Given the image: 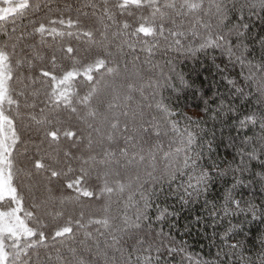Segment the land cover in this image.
Here are the masks:
<instances>
[{"label":"snow or ice","instance_id":"obj_1","mask_svg":"<svg viewBox=\"0 0 264 264\" xmlns=\"http://www.w3.org/2000/svg\"><path fill=\"white\" fill-rule=\"evenodd\" d=\"M44 7L55 19H36L41 6L29 0H0V23L6 26L0 29V264H152L151 255L133 260V246L125 239L141 229L149 196L140 193L143 209L137 208L134 218L126 212L110 214L112 204L120 205L125 194L123 207L132 204L131 193L141 182V173L152 177L156 170L154 153L135 142V131L126 123L127 135L122 142L116 140L120 132L116 110L132 98L135 87V73L126 56L138 48L144 50L142 36L164 35L166 25L168 37L179 46L186 35L177 27L183 19L195 21L191 34L200 37L198 50L219 48L245 65L247 48L242 37L248 25L228 26L227 0H76L63 8ZM244 7L264 10V0H243ZM30 12L32 17L27 16ZM26 18L31 29H18L17 20ZM233 36L238 43L231 42ZM45 37L59 42L48 43L42 50ZM247 66L248 78L256 81L264 95V63L247 62ZM179 79L184 86L183 77ZM157 108L171 115L163 102ZM257 119L264 116L246 115L241 126ZM171 129L181 145L176 155L183 156L173 168L167 161L174 156L165 154L163 172L173 181L178 175L186 177L185 196L206 191L212 173L199 163L202 152L196 150L197 134L180 131L176 123ZM140 131L149 134L143 126ZM33 135L38 142L29 146L24 140L31 141ZM260 139L264 148V136ZM262 155L256 148L242 152L235 171H246L247 160ZM159 182L155 179L153 187ZM92 203L104 206L100 218H86L84 206ZM220 211L222 217L246 213L253 219L258 213L252 203L242 207L231 192ZM90 225L97 227L93 231ZM235 228L224 234L225 257H239V245L227 243ZM49 238L54 241L51 245L45 243ZM133 239L137 251L151 252V244L144 249V239ZM41 248L47 249L43 255ZM259 261L264 264V255Z\"/></svg>","mask_w":264,"mask_h":264},{"label":"trees","instance_id":"obj_2","mask_svg":"<svg viewBox=\"0 0 264 264\" xmlns=\"http://www.w3.org/2000/svg\"><path fill=\"white\" fill-rule=\"evenodd\" d=\"M29 2L41 6V10L35 13V18L46 22L47 19H55V15L44 7L45 4L53 9L57 6L63 8L65 4H74L76 0ZM242 3L243 0H227L228 26L248 25L242 37V43L247 48L245 65L237 61L235 56L229 58L219 48L198 50L200 37L191 34L195 21L183 19L178 22L177 27L186 35L179 46L168 37L166 25L162 36L153 38L143 37L141 34L144 50L138 48L136 52H130L126 56L135 73L132 78L135 87L132 89V98L116 110L120 128L116 140L122 142V137L127 135L123 132L126 123L130 130L135 131V142L143 144L145 152L151 150L156 157L153 176L141 173V182L134 186L135 191L131 193L132 204L127 208L123 207L125 194L120 205L113 203L110 208L113 216L126 212L129 217L134 218L137 208L143 209L140 193L143 192L150 198L147 218L141 221V229L125 238L133 246L130 249L133 260L137 256L143 258L144 255H151L152 264H197L198 261L208 264H246L247 261H254L255 264H260L259 257L264 255V215L260 214L264 212V155L260 159L247 160L246 171H235L240 164L242 152L253 148L258 150V154L264 152L260 139L264 136V120L257 119L255 123L241 126V120L246 115L256 113L264 116V95L257 90L256 81L248 78L247 66V62L253 65L264 63V46L261 44L264 41V10L241 8ZM32 15L31 12L27 13L28 17ZM10 26L9 24L8 27ZM16 26L18 29H31L27 18L23 21L18 19ZM5 27L0 23V29ZM59 27L63 30V26ZM230 40L233 44L238 43L235 36L230 37ZM36 42H40L39 36L36 37ZM58 42V39L45 37L42 50L48 43ZM148 48L152 51L148 52ZM180 77L186 83L184 86H180ZM160 102L169 109L170 116L157 108ZM121 112L126 115H121ZM172 123H176L180 131L188 129L197 134L196 150L202 152L199 163L204 170H211L206 191L197 195H184L183 186L187 183L185 176L178 175L173 181L163 172L166 167L165 154L174 156L173 160L167 161L173 168L179 166L183 156V153L176 155V149L181 145L176 142L171 129ZM141 126L148 130L147 136L140 131ZM145 139L147 143H143ZM24 142L30 146L38 140L33 135L31 141L25 138ZM221 171L223 174H220ZM155 179L160 182L153 187ZM237 179L243 180V183L237 184ZM229 192L241 201L242 207L248 203L254 204L258 209L256 218L253 219L246 213L222 217L220 209ZM103 208V205L92 203L86 204L83 211L86 218H100L104 215ZM161 210H164L163 216L158 219ZM233 226L236 228L229 234L227 243L239 245V257H225L223 251L227 250V244L224 234ZM96 227L90 225L89 229L94 231ZM133 237L146 241L144 249L151 244V252L146 253L143 249L137 251L138 245ZM45 243L51 245L54 241L49 238ZM157 246L159 252L156 251ZM46 250L41 248L39 251L43 255Z\"/></svg>","mask_w":264,"mask_h":264}]
</instances>
